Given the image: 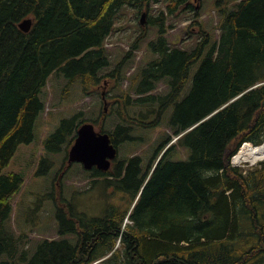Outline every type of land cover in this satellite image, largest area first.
<instances>
[{"label":"trees","instance_id":"16d2710c","mask_svg":"<svg viewBox=\"0 0 264 264\" xmlns=\"http://www.w3.org/2000/svg\"><path fill=\"white\" fill-rule=\"evenodd\" d=\"M158 1L0 0V264H264V160L231 163L245 142L241 148L264 142V0H216L218 39L202 30L190 49L169 41L168 16L196 6L166 0V10L149 17L158 27L148 41L155 56L129 89L112 96L110 111L93 119L80 110L44 140L49 151L67 154L79 126L91 121L119 149L143 139L134 133L158 127L172 108L173 133L161 137L155 162V153L146 164L141 155L117 156L108 170L86 171L92 183L123 193L128 205L88 216L53 191L58 234L71 237L45 238L33 252L11 225L25 180L3 170L19 145L33 141L49 78L64 75L67 88L80 83L87 95L108 78L119 88L131 51L104 71L111 65L107 39L125 7L147 10ZM28 17L34 24L25 32L19 23ZM198 17L195 11L193 23L201 27ZM160 83L168 89L155 94ZM178 147L188 152L185 158H174ZM127 216L131 224L124 223Z\"/></svg>","mask_w":264,"mask_h":264},{"label":"rangeland","instance_id":"374dc122","mask_svg":"<svg viewBox=\"0 0 264 264\" xmlns=\"http://www.w3.org/2000/svg\"><path fill=\"white\" fill-rule=\"evenodd\" d=\"M165 1L153 3L151 8L147 10L130 7H125L122 10L123 18L118 22V27L106 42L111 65L104 69L107 72L111 71L131 51V54L124 61L123 71L126 77L122 79L119 88H111L112 79L109 82L103 80L97 90L87 95L82 92L80 83L67 88V78L64 75L54 73L49 78V82L41 94L46 108L36 121L34 139L30 143L19 145L11 162L3 170L4 173L18 172L22 174L25 180L23 188L17 193L13 201L11 225L17 234H24L22 246L30 248V252H33L43 239L59 237V224L55 216L56 199L53 191L56 193L61 190L63 197L79 213L89 216L103 214L111 204L122 205L123 207H125V204L128 205V200L124 199L125 196L120 191L105 190L101 184L92 183L95 177L87 173L79 162H74L59 177L67 163L68 153L66 154L64 150L59 152L49 151L44 145V140L57 128L63 118L70 117L80 110L84 112L86 118H97L101 110H104L103 90L109 107L106 112L110 111L114 101L112 96L129 89L131 78L155 56L148 48V41L157 36L158 27L149 22V17L155 16L158 18L160 12L167 8ZM192 1L197 6L196 10L179 11L177 14L168 16L169 41L172 45H178L185 49H190L197 44L202 30L208 31L213 40H217L219 37V29L216 27L219 21V14L215 11L216 0ZM145 11V24L141 25L140 18ZM195 11L200 14L198 19L201 21V27L193 23ZM142 32H145V36L140 38ZM136 41H138L139 47L132 48ZM199 64L200 61L192 66L189 80L180 99L190 89L192 78ZM167 89L165 83H160L154 93L164 94ZM133 95L135 96V94ZM171 110L172 108L167 112L162 124L158 127L143 131L137 130L134 134L143 135V139L134 143L122 144L119 148L118 157L141 155L145 160V164L148 163L151 159L150 155H154L161 137L173 133L172 128L167 124ZM154 118L155 114H151L147 117V120ZM115 120H117L116 117ZM187 154L188 152L184 148L178 147L174 158H185ZM235 155H233L231 161H233ZM155 161L156 153L151 159V163ZM233 164L243 167L256 165L249 162ZM126 221L131 224L130 218H126L124 223ZM63 237L69 238L67 235Z\"/></svg>","mask_w":264,"mask_h":264},{"label":"water","instance_id":"95a60500","mask_svg":"<svg viewBox=\"0 0 264 264\" xmlns=\"http://www.w3.org/2000/svg\"><path fill=\"white\" fill-rule=\"evenodd\" d=\"M145 14L146 11L140 18L141 25L145 24ZM33 24L34 18L28 17L19 23V28L22 31L28 32ZM102 96L105 103L104 111L106 112L109 107L104 90L102 91ZM117 154L118 148L112 142L110 134L99 131L93 122L87 121L81 124L77 130V134L68 152V164L71 165L74 162H79L85 169L91 170L96 167L105 171L111 167Z\"/></svg>","mask_w":264,"mask_h":264},{"label":"bare ground","instance_id":"6f19581e","mask_svg":"<svg viewBox=\"0 0 264 264\" xmlns=\"http://www.w3.org/2000/svg\"><path fill=\"white\" fill-rule=\"evenodd\" d=\"M264 160V143L262 146L247 145L241 148L233 158V163L241 164L249 162L250 164H258Z\"/></svg>","mask_w":264,"mask_h":264},{"label":"flooded vegetation","instance_id":"af4514ba","mask_svg":"<svg viewBox=\"0 0 264 264\" xmlns=\"http://www.w3.org/2000/svg\"><path fill=\"white\" fill-rule=\"evenodd\" d=\"M61 174H62V173H60V176H61ZM60 176H59V177H60Z\"/></svg>","mask_w":264,"mask_h":264}]
</instances>
